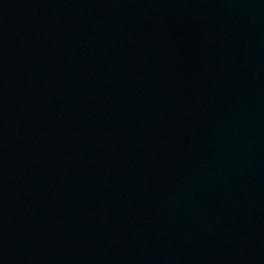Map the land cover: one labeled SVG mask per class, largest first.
I'll list each match as a JSON object with an SVG mask.
<instances>
[{
  "label": "water",
  "instance_id": "95a60500",
  "mask_svg": "<svg viewBox=\"0 0 264 264\" xmlns=\"http://www.w3.org/2000/svg\"><path fill=\"white\" fill-rule=\"evenodd\" d=\"M0 264H264V0H0Z\"/></svg>",
  "mask_w": 264,
  "mask_h": 264
}]
</instances>
